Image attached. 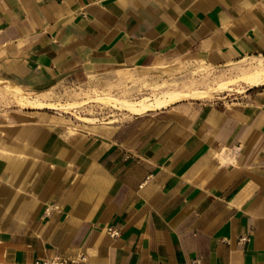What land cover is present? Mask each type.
Instances as JSON below:
<instances>
[{
    "label": "crops",
    "instance_id": "obj_1",
    "mask_svg": "<svg viewBox=\"0 0 264 264\" xmlns=\"http://www.w3.org/2000/svg\"><path fill=\"white\" fill-rule=\"evenodd\" d=\"M262 57L264 0H0V81L33 94ZM245 86L76 126L0 117V264H264V84Z\"/></svg>",
    "mask_w": 264,
    "mask_h": 264
},
{
    "label": "rangeland",
    "instance_id": "obj_2",
    "mask_svg": "<svg viewBox=\"0 0 264 264\" xmlns=\"http://www.w3.org/2000/svg\"><path fill=\"white\" fill-rule=\"evenodd\" d=\"M241 75H247L256 80L264 77V60L257 63L256 61L243 62L219 70L199 65L173 63L153 67L149 71H122L104 76H88L80 81L65 82L35 94L7 85L23 92L29 98H35L45 103L66 105L61 109L48 107L35 108V111L52 114L76 126L82 122H103L126 116L130 112L123 107L120 109L119 105L117 106L118 101L124 104L141 103L168 90L201 93L203 95L198 99L202 100L217 99L226 93L233 92V90L240 92L246 86L239 81L231 84L230 90L226 93L223 91L224 94L217 92L216 88L219 85L218 82L237 79ZM97 98L104 101H95L94 99ZM196 98L188 97L186 99ZM108 100L112 102L116 100L117 103L115 105ZM21 109L24 107L18 106L5 84L0 83V117L8 118L11 123L10 119Z\"/></svg>",
    "mask_w": 264,
    "mask_h": 264
},
{
    "label": "bare ground",
    "instance_id": "obj_3",
    "mask_svg": "<svg viewBox=\"0 0 264 264\" xmlns=\"http://www.w3.org/2000/svg\"><path fill=\"white\" fill-rule=\"evenodd\" d=\"M241 82L243 85H247L249 87H254L256 85L264 84V77L260 78L259 80H256L252 77H249L247 75H241L237 79H231V80H226V81H220L218 82L219 85L216 88L217 92H223V91H228L230 90V85L235 83V82ZM0 83H4L1 82ZM5 87L9 90L10 95L14 99L15 103L20 106V107H28V108H35V107H41V106H50L53 108L61 109L63 108V104H53V103H45L42 102L38 99H31L27 97L23 92L16 90L10 86H8L6 83ZM158 95V94H157ZM203 94L201 93H193L190 91H181V90H168L163 92L159 96H155L153 99H149L147 101H143L141 103H136V104H124L122 102L118 101L117 106L119 105L120 109L121 107L125 108L127 111L130 112V114H142L145 111L153 108H158V107H163L167 106L173 102H176L181 99H186L188 97H197L199 98ZM148 99V98H146ZM95 101H104L101 98L94 99ZM110 103H113L116 105V100L115 102H112L111 100H108ZM142 101V100H141ZM113 106V105H112ZM116 108V106H114ZM124 110V109H123ZM128 112V113H129Z\"/></svg>",
    "mask_w": 264,
    "mask_h": 264
},
{
    "label": "built area",
    "instance_id": "obj_4",
    "mask_svg": "<svg viewBox=\"0 0 264 264\" xmlns=\"http://www.w3.org/2000/svg\"><path fill=\"white\" fill-rule=\"evenodd\" d=\"M107 232L112 237H116L118 235V231L112 228H107ZM242 240H246V238H242ZM85 263V255H79L76 258L63 260L59 257H52L48 259L38 260L35 262V264H84ZM182 264H201V261L199 259H192L188 263H182Z\"/></svg>",
    "mask_w": 264,
    "mask_h": 264
}]
</instances>
